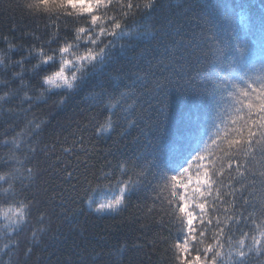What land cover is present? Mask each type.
Returning a JSON list of instances; mask_svg holds the SVG:
<instances>
[{"label": "snow or ice", "instance_id": "1", "mask_svg": "<svg viewBox=\"0 0 264 264\" xmlns=\"http://www.w3.org/2000/svg\"><path fill=\"white\" fill-rule=\"evenodd\" d=\"M159 4L160 0H22L18 6L29 18L47 21L44 27L48 39L33 32L31 44L25 48L4 38L7 49L0 53V73L5 74L0 79V113L27 115L45 93L77 89L89 67L103 65L120 41L131 38L128 22H135L140 14L151 17ZM173 24L170 20L169 25ZM182 27L175 24L177 35ZM197 27L199 32L174 39L168 56L152 68L169 73L164 80L178 76L189 86L199 78L198 87L184 91L207 95L217 104L230 102V122L221 120L224 126H216L211 145L198 148L199 121L179 113L173 135L159 132L163 123L159 118L154 124L146 121L148 127L156 126L159 134L154 137L151 159L144 157L145 166L138 163L139 158L113 165L112 160L101 157L104 162L97 167L90 159L96 152L95 145L89 149L83 134L79 139L73 135L70 143L60 145L59 154L56 143L50 149L48 145L40 149L47 159L45 200L35 190L40 168L38 162L33 164L37 146L32 139L39 135L43 122L29 121L26 130L11 138L0 135V147L8 150L2 162L10 168L0 173V201L14 205L2 214L7 223L0 238L8 242L0 252L9 256L8 264L15 250L13 242L26 228L31 230L32 244L39 243L47 231L49 204L63 207L83 192V199L96 213H119L145 181L153 195L143 211L161 229L148 242L154 250L163 248L165 254L171 253L173 264H264V35L257 50L241 43L235 31L225 37L224 24L214 19L198 17ZM124 47L120 44L122 50ZM21 50L27 55L13 64L12 56ZM209 57L214 70L208 67ZM32 60L36 63L31 71L42 78L36 86L38 96L24 83L23 72L12 76L20 81L19 88L10 87L7 79L10 68L23 69ZM225 67L230 71L220 76ZM152 68L125 85L126 90L102 95L107 115L96 130L97 136L115 134L114 143H118L126 139L130 129L140 127L144 119L142 105H138L140 97L145 93L155 95L164 87L160 79H153L148 87V74L155 76ZM217 95L220 100H216ZM14 99L19 100L15 108ZM59 103L63 104L64 98ZM145 103L151 106L150 100ZM165 111L161 109L158 116L167 118ZM140 131L147 135L145 128L140 127ZM193 153L195 166L190 162ZM111 154L109 151L106 155ZM113 181L116 191L110 199L98 203L90 195L105 183L111 191ZM33 216L35 225H31ZM15 247H19L18 242ZM26 247L25 256L30 258L33 247Z\"/></svg>", "mask_w": 264, "mask_h": 264}, {"label": "trees", "instance_id": "2", "mask_svg": "<svg viewBox=\"0 0 264 264\" xmlns=\"http://www.w3.org/2000/svg\"><path fill=\"white\" fill-rule=\"evenodd\" d=\"M21 3L22 0H0V53L7 49L5 37L17 46L23 45L25 48L30 46L33 32L43 36L45 40L48 39L44 27L47 21H34L29 18L18 6ZM201 16L205 19H214L218 24L223 23L226 29L225 37H230L235 31L241 43L259 50L264 35V0H160L159 7L151 17L140 14L134 18L135 22L132 20L128 22L131 38L120 41L110 59L103 65L89 67L86 79L77 89L45 93L27 115L0 113V135L7 134L9 138L22 129L26 130L29 121L43 122L39 135L32 137L37 146L33 164L38 162L40 168L35 190L41 199H47L43 184L48 179V173L44 171L47 159L40 149L44 145H48L50 149L53 143H56L59 154L60 145L70 143L73 135L79 139L83 134L89 149L95 145L96 152L90 159L97 167L104 162L101 157L112 160L113 165L119 160L139 158L138 163L145 166L144 157L151 159L149 154L154 150V137L159 134L156 126L150 128L148 124H154L159 118L163 122L159 126V132L173 135L177 131L176 120L179 113H183L185 118L199 121L200 142L197 147L203 149L206 143L211 145V138L217 132L216 126L219 125L221 128L224 126L221 120L224 123L230 122L228 120V115L232 111L230 102L222 101L217 104L207 95L184 91L185 88L198 87L199 78L189 86L178 76L171 78L170 81L164 80L169 73H161L152 68L161 58L168 56V49L174 39L179 40L181 35H190L193 31L199 32L197 18ZM170 20L174 22L171 26ZM176 23L183 26L179 35L175 33ZM120 44L125 45L123 50ZM26 55L27 53L22 50L17 51L12 56V63ZM211 59L208 58V67L214 70ZM35 63L36 61L32 60L31 63H26L23 69L10 68L7 73L10 87L19 88L20 81L13 80L12 76L14 72H23L24 83L35 90V95L38 96L40 91L36 90V86L42 83V78L35 77L31 71ZM256 67H259L258 63ZM150 68L155 72V76L148 74V87L152 86L153 79H160L164 87L152 96L145 93L138 101V105H142L144 116V119L140 120V127L145 128L147 135L140 131V127H134L126 134V139L121 138L118 143H114L117 140L115 134L97 136L96 130L107 115V109L101 103L102 95L118 94L126 90L125 85L131 84L137 75H144ZM228 71L230 70L225 67L219 75L224 76ZM4 76L5 74L0 73V79H4ZM29 94L33 93L30 91ZM62 98L64 103L60 104ZM220 99L217 95L216 100ZM146 100H150L151 106L145 103ZM18 105L19 100L14 99L12 107ZM161 109L166 110L167 118L158 116ZM149 140L153 143L149 144ZM76 147L79 149L80 145L77 144ZM7 151L6 148L0 147V173L10 171L9 166L2 162ZM109 151L112 154L106 155ZM194 156L195 153L190 157L193 166ZM206 162L207 160L204 161ZM117 176L119 177L118 172ZM148 180H151V176ZM4 186L7 187L6 184ZM115 191L113 181L111 191L107 190L105 183L101 190L90 195L99 203L110 199ZM152 195L151 186L145 181L131 195L125 210L112 214H99L89 208L87 201L83 199V192L75 202L69 200L63 207L49 204L50 219L45 221L47 231L42 234L36 245L31 242L30 228H26L16 237L13 242L15 250L10 254L11 264H173L171 253L165 254L163 248L154 250L148 242L161 231L160 226L152 223L143 211L144 206L151 202ZM10 207L14 205L0 201V237H3V225L7 223L2 214L8 212ZM35 224L36 218L33 216L31 225ZM164 233H167V229H164ZM7 242L6 238H0V249ZM16 242L19 247H15ZM136 245L140 246L139 249ZM26 246L33 247L30 258L25 256ZM8 262L9 256L0 252V264Z\"/></svg>", "mask_w": 264, "mask_h": 264}]
</instances>
